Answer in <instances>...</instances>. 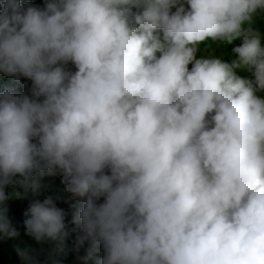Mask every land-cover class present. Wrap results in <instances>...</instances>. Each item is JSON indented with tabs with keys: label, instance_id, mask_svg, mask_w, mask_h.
<instances>
[{
	"label": "clouds",
	"instance_id": "obj_1",
	"mask_svg": "<svg viewBox=\"0 0 264 264\" xmlns=\"http://www.w3.org/2000/svg\"><path fill=\"white\" fill-rule=\"evenodd\" d=\"M257 18L264 0H0V236L6 189L60 175L81 264H264ZM61 199L25 213L37 243L67 235Z\"/></svg>",
	"mask_w": 264,
	"mask_h": 264
},
{
	"label": "trees",
	"instance_id": "obj_2",
	"mask_svg": "<svg viewBox=\"0 0 264 264\" xmlns=\"http://www.w3.org/2000/svg\"><path fill=\"white\" fill-rule=\"evenodd\" d=\"M25 2L26 0H22V3ZM31 3L37 6H43V0H31ZM10 84H12V78L0 74V89ZM14 87L17 92H28L31 87V81L22 77L20 84L14 85ZM41 184L42 188L38 193H33L31 190L25 192L23 188L15 184L6 189L10 196L6 204L9 208L8 216L12 225L19 232V235L15 238L0 236V264H26L18 255V250H27L38 261V264H81L77 260V253L74 251L76 237L81 234L79 227L73 223L75 210L70 205L75 203V201L65 191V185L62 183V177L60 175L45 176L41 179ZM16 192L21 193L20 198H17L15 195ZM50 195L53 197H62L61 200L57 201V206L64 209L67 213L65 218V232L67 235L57 241L39 244L33 237L26 234L24 221L28 217L25 213L31 203L37 200L43 202ZM87 247L88 245L85 244L84 248L80 250V256L85 254ZM100 256H102V252L96 253L95 258L89 260L88 264H95V259Z\"/></svg>",
	"mask_w": 264,
	"mask_h": 264
},
{
	"label": "rangeland",
	"instance_id": "obj_3",
	"mask_svg": "<svg viewBox=\"0 0 264 264\" xmlns=\"http://www.w3.org/2000/svg\"><path fill=\"white\" fill-rule=\"evenodd\" d=\"M256 27H258L262 33H264V20H261L260 18H257L256 21ZM235 44H239V41H236ZM235 45H228V46H223V45H218L215 42L208 41L205 44H202L199 46V54L200 55H216L220 56L221 54H224L225 59H230V53H231V48ZM191 67V66H189ZM241 75H250L248 72H241Z\"/></svg>",
	"mask_w": 264,
	"mask_h": 264
}]
</instances>
